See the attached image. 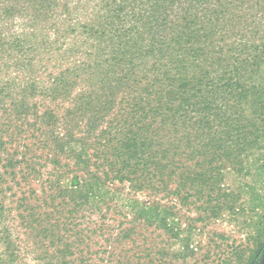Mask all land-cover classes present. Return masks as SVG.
Masks as SVG:
<instances>
[{
    "label": "trees",
    "instance_id": "16d2710c",
    "mask_svg": "<svg viewBox=\"0 0 264 264\" xmlns=\"http://www.w3.org/2000/svg\"><path fill=\"white\" fill-rule=\"evenodd\" d=\"M23 12L31 22L26 33L47 25L41 43L55 45L70 35L63 56L84 57L66 72L84 80L87 90L95 85L78 94L85 136L96 114L120 94L119 141L103 144L99 156L93 151L92 162L80 137L75 184H63L61 176L49 180L46 197L33 198L35 204L24 182L17 199L4 202L10 188L1 186L0 174V264H28L29 253L39 264H90L81 256V234L92 215L104 218L111 208L108 182L114 179L137 175L132 188L156 190L168 188L177 174L199 195L220 190L223 174L213 167L187 170L184 159L208 158L210 165L221 157L237 172L250 159L255 172L264 169V0H0V59L9 57L19 68L25 46L34 44L17 36L24 31L6 34L4 27ZM60 80L64 91L71 87ZM21 171L23 180L29 172ZM16 173L7 172L11 179ZM130 203L137 216L153 211ZM259 249L264 235L252 258Z\"/></svg>",
    "mask_w": 264,
    "mask_h": 264
},
{
    "label": "rangeland",
    "instance_id": "374dc122",
    "mask_svg": "<svg viewBox=\"0 0 264 264\" xmlns=\"http://www.w3.org/2000/svg\"><path fill=\"white\" fill-rule=\"evenodd\" d=\"M26 15L29 13L16 14L13 22L4 27L8 26L6 34L24 31L27 35L17 36L34 45L24 48V68L17 67L9 57L0 59V174L1 186L10 188L2 193L4 202L16 200L20 195L17 185L24 182L34 190L25 195L35 204L38 200L33 198L46 197L42 188L47 190L49 180L61 176L63 184H75L78 165L74 154L80 150V137L87 152L91 155L95 151L97 156L103 152V144L111 147L119 141L116 118L120 117V94L115 95L108 109L96 114L89 128L91 135L85 136L86 120L79 118L78 94L89 85L74 77V72H66L84 57L76 53L63 56L66 45L62 42H70V35H64L55 45L47 40L41 43L47 25L39 23L35 32L26 33L31 28ZM61 77L71 82L66 91L60 85ZM64 86H68L67 82ZM91 86L87 91H94ZM110 154H106L108 161L113 159ZM208 161L193 157L181 163L187 170L218 168L223 174L218 191L197 195L186 190L189 182L180 181L177 174H172L168 188L156 190L132 188L131 179L138 182L137 175L121 182L109 181L115 196L111 208L104 218L92 215L89 230L81 234V256L88 257L90 264H250L264 235V169L255 172L250 159L243 164L242 172L235 171L221 157L210 165ZM180 165L174 169L176 173ZM11 169L17 171L14 179L7 174ZM21 170L29 172L24 181ZM206 176V185H211L210 176ZM132 200L139 201L142 207H152V213L137 216ZM63 214L60 220L65 219ZM257 253L259 264H264V250ZM26 261L39 264L33 253L27 255Z\"/></svg>",
    "mask_w": 264,
    "mask_h": 264
},
{
    "label": "flooded vegetation",
    "instance_id": "af4514ba",
    "mask_svg": "<svg viewBox=\"0 0 264 264\" xmlns=\"http://www.w3.org/2000/svg\"><path fill=\"white\" fill-rule=\"evenodd\" d=\"M259 260V253H257L251 260L250 264H259Z\"/></svg>",
    "mask_w": 264,
    "mask_h": 264
}]
</instances>
